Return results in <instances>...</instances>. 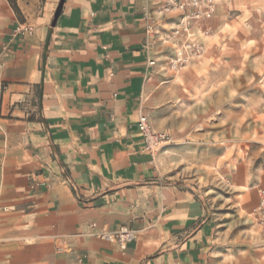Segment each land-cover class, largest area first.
Here are the masks:
<instances>
[{"label":"crops","instance_id":"crops-1","mask_svg":"<svg viewBox=\"0 0 264 264\" xmlns=\"http://www.w3.org/2000/svg\"><path fill=\"white\" fill-rule=\"evenodd\" d=\"M59 1L8 2L0 23V264H210L214 217L138 127L174 98L146 15L174 24L159 0H64L54 20ZM123 226V247L100 237Z\"/></svg>","mask_w":264,"mask_h":264},{"label":"rangeland","instance_id":"rangeland-1","mask_svg":"<svg viewBox=\"0 0 264 264\" xmlns=\"http://www.w3.org/2000/svg\"><path fill=\"white\" fill-rule=\"evenodd\" d=\"M8 2L0 0V23ZM216 3L201 57L165 70L174 98L151 120L169 138L156 161L164 182L214 217L210 264H264L252 213L264 185V0Z\"/></svg>","mask_w":264,"mask_h":264},{"label":"built area","instance_id":"built-area-1","mask_svg":"<svg viewBox=\"0 0 264 264\" xmlns=\"http://www.w3.org/2000/svg\"><path fill=\"white\" fill-rule=\"evenodd\" d=\"M161 6L158 17L165 22L174 25L168 30L164 27L158 28L156 20L146 15L145 44L146 48L151 45V39L157 36L168 43L172 53L167 60L170 70L178 71L186 64L201 57L205 48V39L210 34L208 22L216 11V0H159ZM158 18V19H159ZM17 31H31L27 25H19ZM149 65L155 64L154 59H149ZM138 127L143 135L145 148L156 156L162 143H167L169 138L165 132L155 131L146 113H140ZM258 203L252 213L259 221L264 230V185L257 186ZM100 237L109 241H116L123 247L125 243L134 239L133 230L123 226L114 232H102Z\"/></svg>","mask_w":264,"mask_h":264},{"label":"water","instance_id":"water-1","mask_svg":"<svg viewBox=\"0 0 264 264\" xmlns=\"http://www.w3.org/2000/svg\"><path fill=\"white\" fill-rule=\"evenodd\" d=\"M63 1H64V0H60L59 3H58V6H57L56 11H55V15H54V20H55L56 16H57L58 13H59V10H60V8H61V5H62ZM52 24H54V21L52 22Z\"/></svg>","mask_w":264,"mask_h":264},{"label":"trees","instance_id":"trees-1","mask_svg":"<svg viewBox=\"0 0 264 264\" xmlns=\"http://www.w3.org/2000/svg\"><path fill=\"white\" fill-rule=\"evenodd\" d=\"M11 7L17 12L18 9H17V6H16V3H15V0H8Z\"/></svg>","mask_w":264,"mask_h":264}]
</instances>
